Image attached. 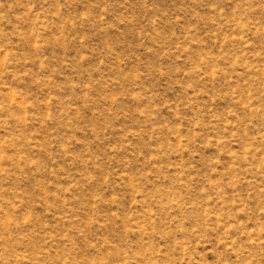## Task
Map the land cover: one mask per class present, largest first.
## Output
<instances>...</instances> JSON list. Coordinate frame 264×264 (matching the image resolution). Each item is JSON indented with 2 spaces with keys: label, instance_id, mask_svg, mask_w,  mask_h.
I'll return each mask as SVG.
<instances>
[{
  "label": "rangeland",
  "instance_id": "rangeland-1",
  "mask_svg": "<svg viewBox=\"0 0 264 264\" xmlns=\"http://www.w3.org/2000/svg\"><path fill=\"white\" fill-rule=\"evenodd\" d=\"M0 264H264V0H0Z\"/></svg>",
  "mask_w": 264,
  "mask_h": 264
}]
</instances>
